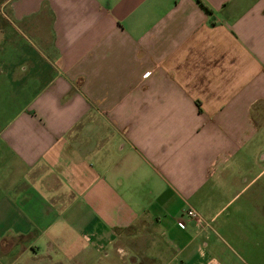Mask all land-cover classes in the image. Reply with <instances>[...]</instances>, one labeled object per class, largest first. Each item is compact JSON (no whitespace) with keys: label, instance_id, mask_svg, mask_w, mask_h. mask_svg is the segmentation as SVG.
<instances>
[{"label":"crops","instance_id":"0c3cea01","mask_svg":"<svg viewBox=\"0 0 264 264\" xmlns=\"http://www.w3.org/2000/svg\"><path fill=\"white\" fill-rule=\"evenodd\" d=\"M263 136L264 0H0V264H235Z\"/></svg>","mask_w":264,"mask_h":264},{"label":"rangeland","instance_id":"374dc122","mask_svg":"<svg viewBox=\"0 0 264 264\" xmlns=\"http://www.w3.org/2000/svg\"><path fill=\"white\" fill-rule=\"evenodd\" d=\"M264 138V136L262 137ZM264 141V140H263ZM241 197L233 199V201L229 202L227 206V211L232 212L234 211L235 206L238 207L240 204ZM230 218V216H229ZM234 230L236 229L241 233L242 226L241 224L237 227V223L231 222L230 223ZM251 226L248 224H244V230L242 235H246L250 233ZM264 228V224H262V227ZM226 238V243L224 244V249L229 254H233L235 256L234 263L235 264H264V230H261V233L256 235L249 234L248 236L243 238V241L246 243H243L241 245L233 243L234 241L231 240L230 236L224 235ZM223 257V256H222ZM44 262H51L49 259H44ZM53 264H70L69 261L65 260H55L52 261ZM76 263L77 261H72ZM37 264L42 263V261H37Z\"/></svg>","mask_w":264,"mask_h":264},{"label":"built area","instance_id":"2783aa9c","mask_svg":"<svg viewBox=\"0 0 264 264\" xmlns=\"http://www.w3.org/2000/svg\"><path fill=\"white\" fill-rule=\"evenodd\" d=\"M187 214H188V216L191 217V218L198 219L199 221L201 220V216H200V214H199L195 209L190 208V209L187 211Z\"/></svg>","mask_w":264,"mask_h":264}]
</instances>
